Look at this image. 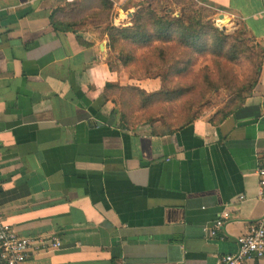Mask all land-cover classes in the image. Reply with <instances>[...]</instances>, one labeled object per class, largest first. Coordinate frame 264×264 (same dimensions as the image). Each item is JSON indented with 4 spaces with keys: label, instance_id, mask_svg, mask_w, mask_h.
<instances>
[{
    "label": "crops",
    "instance_id": "1",
    "mask_svg": "<svg viewBox=\"0 0 264 264\" xmlns=\"http://www.w3.org/2000/svg\"><path fill=\"white\" fill-rule=\"evenodd\" d=\"M78 1L0 0V215L21 237L63 243L25 264H217L235 254L264 217V0H196L247 31L262 70L236 113L171 133L115 115L108 85L151 93L160 82L112 69L104 31L56 30L54 11ZM110 1L124 26L148 0ZM224 214L219 237L206 236Z\"/></svg>",
    "mask_w": 264,
    "mask_h": 264
},
{
    "label": "trees",
    "instance_id": "2",
    "mask_svg": "<svg viewBox=\"0 0 264 264\" xmlns=\"http://www.w3.org/2000/svg\"><path fill=\"white\" fill-rule=\"evenodd\" d=\"M83 1L79 0L77 3L67 6L63 11L62 9L54 11L52 22L56 30L67 32L77 27L76 23L68 19L65 20L58 15H64L69 7L79 5ZM99 1L109 11H112L114 4L110 0ZM193 6L197 7L198 10H193L189 14L184 13L180 17H173L169 14H159L151 4L145 1L137 5L138 11L133 19L132 26L116 27L112 25L108 27L107 35L111 50L115 51L119 46L121 47L120 61L122 65L120 68L128 70L122 72L130 71L133 81L157 79L160 82V89L151 93L134 85L127 87L107 86L113 97L118 96L119 93L129 94L130 102L128 104L126 102L125 104L121 103L114 98L116 104L114 113L120 117L124 126L130 128V126L134 127L135 125L130 118L132 114L130 110H133L132 107L135 109L137 99L142 98V102L140 101L141 106L147 107L177 101L185 95L183 89H171L170 80L185 77V73L189 70L186 66L189 58L197 55H210L213 58L236 62L242 56H246L248 52H251L252 48L248 46V43L252 40L247 37V31L244 28L233 34H226L215 27L211 18L206 15L209 13L212 16L217 15V12L202 5L198 6L197 3H194ZM141 50H144L146 54L141 59H137ZM262 59L263 54L261 53V63L257 68L256 81L252 83L249 89L244 90V92H247L246 95H238L230 106V111L217 117L219 120L222 121L236 113L252 95L261 74ZM111 68L121 72L118 68L112 66ZM159 69L165 71L158 74ZM170 69L175 71L173 72ZM177 86H179V83ZM122 105L127 106V111L120 108ZM199 116L186 118L178 126L169 124L165 119L162 122L163 126L156 127V129L164 131V133H171L192 124L201 118ZM155 123L150 120L143 122L144 125L153 126H155Z\"/></svg>",
    "mask_w": 264,
    "mask_h": 264
},
{
    "label": "rangeland",
    "instance_id": "3",
    "mask_svg": "<svg viewBox=\"0 0 264 264\" xmlns=\"http://www.w3.org/2000/svg\"><path fill=\"white\" fill-rule=\"evenodd\" d=\"M147 3L151 4L159 14H169L173 17H180L184 13L189 14L193 10H198L197 7L193 6L194 3H197L196 0H148ZM198 6L200 5L198 4ZM137 11V7L134 11H131L134 13L132 22ZM116 13L114 7L112 11H109L99 0H84L79 5L69 7L64 15H60V17L76 23V26L80 29L90 26L92 28L89 31L92 32L104 31V33H107L108 27L112 25L116 27L132 26V22L130 24L126 23L124 26L115 24ZM206 15L211 18L215 27L226 34H233L243 29L238 27L228 16H226L227 19L231 21L228 25H225L217 22L219 19L218 14L212 16L209 13ZM247 37L249 36L247 35ZM248 46L252 48L251 52H248L246 56H242L236 62L213 58L210 55H197L189 58L186 65L189 70L185 73V77L170 80V88L183 89L185 95L177 101L147 107L141 106L140 101L142 102V98L137 99L135 109L132 107L133 110H130L132 111L130 118L135 124L134 127L143 125V122L147 120L156 122V127H162V122L165 119L169 124L178 126L186 118H193L197 115L201 117L207 115L220 117L230 111V106L238 95H246L247 92H244V90L249 89L257 79V68L261 63V52L253 41L249 42ZM120 49L119 46L115 51L111 50L109 62L112 67L118 68L122 72L126 69L120 68L122 65ZM145 54L146 52L141 50L137 59H141ZM190 62L191 64H189ZM164 71V69H159L158 74ZM178 83L179 86L176 87ZM114 98L124 104L130 102L128 93H119ZM126 107L122 105L120 108L125 110Z\"/></svg>",
    "mask_w": 264,
    "mask_h": 264
},
{
    "label": "built area",
    "instance_id": "4",
    "mask_svg": "<svg viewBox=\"0 0 264 264\" xmlns=\"http://www.w3.org/2000/svg\"><path fill=\"white\" fill-rule=\"evenodd\" d=\"M257 176L258 198L264 204V166L257 170ZM227 218V214H224L213 226L204 227L205 235L209 238H218ZM237 246L238 250L235 254L222 255L217 264H248L264 259V217L248 225L245 233L237 239ZM62 247L61 238L57 235L19 236L0 215V264H25L32 252L57 251Z\"/></svg>",
    "mask_w": 264,
    "mask_h": 264
},
{
    "label": "bare ground",
    "instance_id": "5",
    "mask_svg": "<svg viewBox=\"0 0 264 264\" xmlns=\"http://www.w3.org/2000/svg\"><path fill=\"white\" fill-rule=\"evenodd\" d=\"M222 22H224V23H229V20L226 19V18H222V19H219V20H218V23H219V24H222Z\"/></svg>",
    "mask_w": 264,
    "mask_h": 264
},
{
    "label": "water",
    "instance_id": "6",
    "mask_svg": "<svg viewBox=\"0 0 264 264\" xmlns=\"http://www.w3.org/2000/svg\"><path fill=\"white\" fill-rule=\"evenodd\" d=\"M133 16H134V13H132V14H131V17H133ZM223 17H225V16H224V15H222V16H221V17H219V18H223ZM229 21H230V20H229ZM217 22H218V21H217ZM217 22H216V23H217Z\"/></svg>",
    "mask_w": 264,
    "mask_h": 264
}]
</instances>
